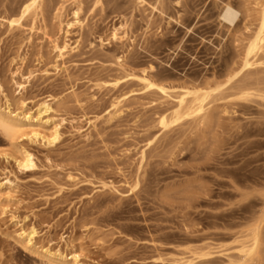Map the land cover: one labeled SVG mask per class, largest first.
I'll use <instances>...</instances> for the list:
<instances>
[{
	"label": "rangeland",
	"instance_id": "1",
	"mask_svg": "<svg viewBox=\"0 0 264 264\" xmlns=\"http://www.w3.org/2000/svg\"><path fill=\"white\" fill-rule=\"evenodd\" d=\"M26 1L0 0L22 119L0 122V264H264V0H41L12 23Z\"/></svg>",
	"mask_w": 264,
	"mask_h": 264
},
{
	"label": "bare ground",
	"instance_id": "2",
	"mask_svg": "<svg viewBox=\"0 0 264 264\" xmlns=\"http://www.w3.org/2000/svg\"><path fill=\"white\" fill-rule=\"evenodd\" d=\"M40 1L41 0H27L24 3V6L22 7L18 17L11 19L10 21H12V23L20 22V20H22L32 9L40 6L41 4ZM238 15H239V11L235 9L231 4L226 5L223 13L221 14L222 19L228 23L230 22L234 23L239 17ZM260 15H261V33H263L264 32V4L261 9ZM262 40H263V37L261 34H259L250 42L249 49H248L249 55L250 53L254 52L259 47ZM247 64H249L248 61H247ZM200 109H202V105ZM0 122L4 125L7 134H9V133H13L15 128L20 126L22 119L16 113L12 115V112L10 110L6 111V109L0 108ZM163 122H165V120ZM17 161H18L19 166L23 169L32 168L35 166L33 154L30 152L21 155L19 158H17ZM30 242H31V238L28 242L29 245H30ZM47 252H49L50 254H52L54 257L58 258L61 261L65 260V256H63L60 253L55 254L50 251H47Z\"/></svg>",
	"mask_w": 264,
	"mask_h": 264
}]
</instances>
